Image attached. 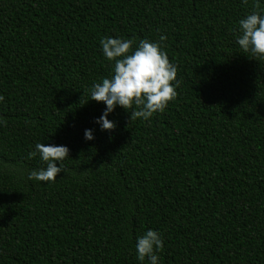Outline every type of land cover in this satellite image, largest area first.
<instances>
[{"label": "trees", "instance_id": "trees-1", "mask_svg": "<svg viewBox=\"0 0 264 264\" xmlns=\"http://www.w3.org/2000/svg\"><path fill=\"white\" fill-rule=\"evenodd\" d=\"M256 2L0 0V264H150L148 230L157 264H264V57L237 43ZM108 37L161 43L179 83L112 132L90 95ZM37 143L70 150L56 182L28 179Z\"/></svg>", "mask_w": 264, "mask_h": 264}, {"label": "clouds", "instance_id": "clouds-1", "mask_svg": "<svg viewBox=\"0 0 264 264\" xmlns=\"http://www.w3.org/2000/svg\"><path fill=\"white\" fill-rule=\"evenodd\" d=\"M247 4L248 0H244ZM240 36L237 43L243 52H250L257 57H264V15L257 0L253 11L239 22ZM167 39L161 36L160 41ZM131 39L105 38L101 40L104 56L114 61V73L104 78L102 83H95L90 90L91 100L104 103L106 110L96 121L102 131H115L117 125L108 119L117 106L130 112L131 123L137 119L148 120L156 113H162L168 104L177 96V67L170 62L161 43L141 40L139 46L133 48ZM174 82L175 86H174ZM4 97L0 95V102ZM85 139L94 140L92 130H85ZM39 154L46 168L29 173L28 179L44 182H56L58 175L65 172L63 161L69 157L70 150L63 145H46L37 143L35 151L29 158ZM57 162L61 166L57 167ZM164 247L161 235L155 230H148L138 238L137 258L144 262L148 258L150 264H157V251Z\"/></svg>", "mask_w": 264, "mask_h": 264}]
</instances>
